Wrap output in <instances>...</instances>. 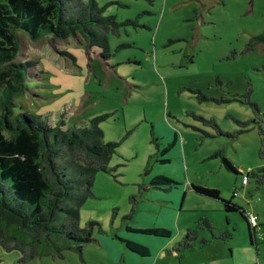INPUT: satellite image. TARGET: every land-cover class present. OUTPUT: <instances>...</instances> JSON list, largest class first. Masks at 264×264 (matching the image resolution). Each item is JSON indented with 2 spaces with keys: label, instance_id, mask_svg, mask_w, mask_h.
Here are the masks:
<instances>
[{
  "label": "rangeland",
  "instance_id": "374dc122",
  "mask_svg": "<svg viewBox=\"0 0 264 264\" xmlns=\"http://www.w3.org/2000/svg\"><path fill=\"white\" fill-rule=\"evenodd\" d=\"M95 1L120 23L109 59L81 34L32 39L24 30L14 59L33 63L16 112L54 126L63 115L65 128L102 117L104 141L118 144L81 208L80 226L92 227L94 240L82 255L26 262L0 244V264H264V181L251 175L264 169V43L254 44L264 33V0ZM159 175L177 185L154 187ZM193 185L219 189L221 199ZM222 199L258 215L257 246L242 214L227 213ZM204 218L214 233L199 228L193 248L181 244ZM149 228L171 235L140 231ZM227 230L232 238L214 237ZM203 238L210 243L201 246Z\"/></svg>",
  "mask_w": 264,
  "mask_h": 264
},
{
  "label": "trees",
  "instance_id": "16d2710c",
  "mask_svg": "<svg viewBox=\"0 0 264 264\" xmlns=\"http://www.w3.org/2000/svg\"><path fill=\"white\" fill-rule=\"evenodd\" d=\"M119 26L116 16L104 15V8L95 0H0V244L9 251H20L24 262L40 255L63 257L66 250L82 255L84 246L94 240L92 227L80 226L81 208L94 197L96 174L110 171L118 144L104 141L99 126L102 117L92 119L89 126L65 128L63 115L54 126L41 116L15 111V98L26 91L33 65L14 62L21 47L17 30H24L32 39L44 33L60 38L81 34L87 46L98 47L102 59L107 60L111 57L110 34L118 33ZM257 43H264V33L254 38ZM223 161L240 174L226 158ZM251 175L264 181V169ZM152 185L171 189L177 183L159 175L152 179ZM193 189L221 199L219 189L201 185H193ZM222 201L227 213L242 214L249 226L250 241L257 246L262 235L259 226L254 229L250 225L249 213L233 199ZM199 228L214 230L210 220L201 219L198 227L188 229L181 244L193 248ZM140 231L171 235L162 228ZM214 237L232 238L233 231ZM209 243L208 239L200 240L201 246ZM126 245L142 256L150 253L138 242L128 240Z\"/></svg>",
  "mask_w": 264,
  "mask_h": 264
},
{
  "label": "built area",
  "instance_id": "2783aa9c",
  "mask_svg": "<svg viewBox=\"0 0 264 264\" xmlns=\"http://www.w3.org/2000/svg\"><path fill=\"white\" fill-rule=\"evenodd\" d=\"M243 180L244 181L248 180V176H244ZM258 220H259L258 215L249 214L248 221H249L250 225L252 226V228H254V229L258 228V226H259Z\"/></svg>",
  "mask_w": 264,
  "mask_h": 264
}]
</instances>
